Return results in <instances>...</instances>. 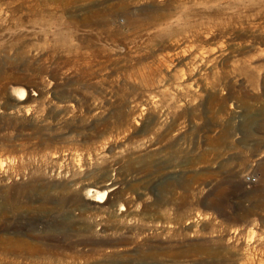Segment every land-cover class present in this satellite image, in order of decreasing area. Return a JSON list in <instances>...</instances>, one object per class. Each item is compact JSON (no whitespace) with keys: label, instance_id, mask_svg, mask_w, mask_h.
<instances>
[{"label":"rangeland","instance_id":"rangeland-1","mask_svg":"<svg viewBox=\"0 0 264 264\" xmlns=\"http://www.w3.org/2000/svg\"><path fill=\"white\" fill-rule=\"evenodd\" d=\"M0 264H264V0H0Z\"/></svg>","mask_w":264,"mask_h":264},{"label":"bare ground","instance_id":"bare-ground-1","mask_svg":"<svg viewBox=\"0 0 264 264\" xmlns=\"http://www.w3.org/2000/svg\"><path fill=\"white\" fill-rule=\"evenodd\" d=\"M190 21V20H189ZM188 25H190V22H188L187 24H186V26H188ZM198 53H199V56H201V57H204V54L206 53V50H205V48H200L199 50H198ZM168 55V57H170V58H178V57H180L179 55V52H175V53H173V54H170V53H168L167 54ZM172 69V66L171 65H168V70H171ZM179 76H181L180 77V79L181 80H184V76H187V74H186V72L185 71H181L180 73H179ZM17 93H18V97L20 98V99H23L24 98V95H25V90L23 89V88H19L18 90H17ZM243 189L241 188L240 189V191L241 192H243L242 191ZM91 191V190H90ZM109 191H111V189H108V188H105V189H102V190H96V191H94V193H93V196L91 197V199L92 200H94V201H96V202H103L104 201V199H105V197H106V195H107V193L109 192ZM92 194V193H91ZM90 194V195H91Z\"/></svg>","mask_w":264,"mask_h":264},{"label":"built area","instance_id":"built-area-1","mask_svg":"<svg viewBox=\"0 0 264 264\" xmlns=\"http://www.w3.org/2000/svg\"><path fill=\"white\" fill-rule=\"evenodd\" d=\"M245 180H246V182H248V183H254V182H256V177L254 176V175H251V174H247L246 176H245Z\"/></svg>","mask_w":264,"mask_h":264}]
</instances>
